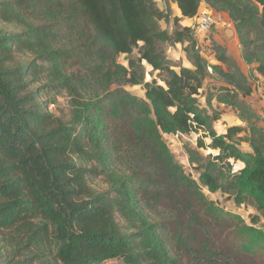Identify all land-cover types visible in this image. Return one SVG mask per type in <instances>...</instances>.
I'll return each instance as SVG.
<instances>
[{"label": "trees", "instance_id": "1", "mask_svg": "<svg viewBox=\"0 0 264 264\" xmlns=\"http://www.w3.org/2000/svg\"><path fill=\"white\" fill-rule=\"evenodd\" d=\"M174 2L172 18L154 0H0V264H213L207 238L223 217L208 206L201 216L208 202L167 135L207 131L221 168L215 175L211 163L199 182L210 192L222 183L264 218V129L252 124L243 152L235 138L244 129L216 134L219 114L198 101L209 68L242 82L245 95L249 79L224 72L235 64L218 43L219 65L209 66L196 39L203 5L226 14L264 87V0ZM186 43L193 68L177 71L164 46ZM144 64L164 85L147 81ZM126 86H143L145 98ZM224 91L218 102L239 107ZM63 94L68 119L50 111ZM235 238L240 251L264 253V230L245 225Z\"/></svg>", "mask_w": 264, "mask_h": 264}, {"label": "rangeland", "instance_id": "2", "mask_svg": "<svg viewBox=\"0 0 264 264\" xmlns=\"http://www.w3.org/2000/svg\"><path fill=\"white\" fill-rule=\"evenodd\" d=\"M157 2L158 7L164 9L168 5L172 11V18L180 16L178 7L174 0H154ZM216 13L214 10H212ZM220 16V22L214 26L208 34H196L197 50L201 57L209 64V66L219 65L218 60L215 57L214 43H218L225 47L227 55L235 64V69L226 65L223 66L224 72L230 75H235L238 80L241 77H248L249 81L247 85H250L253 93L245 95L246 90H240L237 87H244V84L230 82L224 77L209 70V77L205 81L204 87L198 96V101L201 108H205L210 115L219 114L220 119L213 122V128L216 134L220 135L231 126H240L244 129V132L239 134L235 138V142L239 145L243 152H251L248 144L244 141L251 135L252 124H257L258 128L264 129V87L262 83V77L250 67L244 63L242 59V52L238 45L237 34L234 30L232 23L228 16L223 13H218ZM192 26L190 21L184 20L180 27ZM3 26V24H0ZM161 26L168 30L170 33L176 31V27L172 22L166 24L161 22ZM232 30L234 35L232 38H228L226 33ZM166 55L171 62V66L179 71L181 68H193L189 61V57L186 54V44H177L172 47L164 46ZM138 56L137 52L134 55ZM117 62L120 64L126 63V56H119ZM149 76L147 81L151 82L153 79H157L159 84L164 85L159 79L157 72H153L152 68L144 64ZM232 89L238 94L237 102L239 107L234 108L219 103L216 99L218 96L225 94L224 89ZM125 89L132 95L145 98L146 91L143 86H126ZM247 110V118L242 119L240 112ZM50 111L57 116H65L69 118L71 116L70 99L65 94L57 98V103L50 106ZM249 111V112H248ZM252 114L255 117L251 118ZM250 119V121L248 120ZM209 133L205 130L199 132H193L189 135H167L165 138L167 143L175 156L176 161L183 167L184 172L191 176L200 185V189L205 195L208 203L204 204L201 208V216H204L206 206L216 208L213 212L221 215L223 219L220 224L214 226L211 231L210 239L207 238V243L212 251L211 257L219 256L218 259H213V264H264L263 251H257L254 254H246L239 248V244L236 241L235 233L240 231L243 226H253L254 228L264 230V218L257 210L256 206L251 202L239 203V199L235 193H226L224 191L223 184L216 192H210L203 183L199 182L200 174L206 170V167L211 163H215L216 172L218 174L220 170V164L215 160L218 156V150H212L209 148L211 144ZM200 142L204 143V147L200 146ZM232 162V161H231ZM242 164L234 163V171H240ZM226 168L223 169V173ZM195 209H198L197 206ZM191 209L189 208V211ZM176 222H184L187 226L188 221L182 219V217H176ZM190 230L184 227V235ZM228 261H230L228 263Z\"/></svg>", "mask_w": 264, "mask_h": 264}, {"label": "built area", "instance_id": "3", "mask_svg": "<svg viewBox=\"0 0 264 264\" xmlns=\"http://www.w3.org/2000/svg\"><path fill=\"white\" fill-rule=\"evenodd\" d=\"M219 22L220 16L217 13H214L207 5H203L197 18V34H208L214 26L219 24ZM209 70H211V68H209Z\"/></svg>", "mask_w": 264, "mask_h": 264}, {"label": "water", "instance_id": "4", "mask_svg": "<svg viewBox=\"0 0 264 264\" xmlns=\"http://www.w3.org/2000/svg\"><path fill=\"white\" fill-rule=\"evenodd\" d=\"M233 35H234V31H232V30H229V31L226 33V36H227L228 38H232Z\"/></svg>", "mask_w": 264, "mask_h": 264}, {"label": "crops", "instance_id": "5", "mask_svg": "<svg viewBox=\"0 0 264 264\" xmlns=\"http://www.w3.org/2000/svg\"><path fill=\"white\" fill-rule=\"evenodd\" d=\"M216 13H217V12H216ZM217 14H218V13H217ZM186 21H190V22H191V20H188V19H187Z\"/></svg>", "mask_w": 264, "mask_h": 264}]
</instances>
